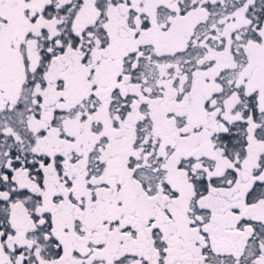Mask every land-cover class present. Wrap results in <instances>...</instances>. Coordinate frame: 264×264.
<instances>
[{
  "label": "snow or ice",
  "instance_id": "6c2138e0",
  "mask_svg": "<svg viewBox=\"0 0 264 264\" xmlns=\"http://www.w3.org/2000/svg\"><path fill=\"white\" fill-rule=\"evenodd\" d=\"M0 264H264V0H0Z\"/></svg>",
  "mask_w": 264,
  "mask_h": 264
}]
</instances>
